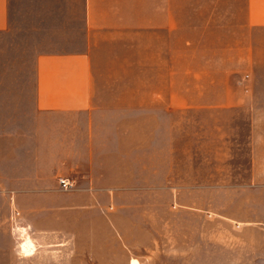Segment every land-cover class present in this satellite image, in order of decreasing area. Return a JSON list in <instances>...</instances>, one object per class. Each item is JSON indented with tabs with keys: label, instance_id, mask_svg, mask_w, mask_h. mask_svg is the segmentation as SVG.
<instances>
[{
	"label": "crops",
	"instance_id": "0c3cea01",
	"mask_svg": "<svg viewBox=\"0 0 264 264\" xmlns=\"http://www.w3.org/2000/svg\"><path fill=\"white\" fill-rule=\"evenodd\" d=\"M230 2L244 30L264 29V0ZM185 30L172 53L171 0H0V189L56 191L67 177L68 211L109 219L193 195L199 210L264 228V79L243 92L201 78L214 90L188 95ZM188 113L211 116L214 143L225 128L222 141L242 138L248 167L220 171L212 155L194 184L173 172L188 162Z\"/></svg>",
	"mask_w": 264,
	"mask_h": 264
},
{
	"label": "rangeland",
	"instance_id": "374dc122",
	"mask_svg": "<svg viewBox=\"0 0 264 264\" xmlns=\"http://www.w3.org/2000/svg\"><path fill=\"white\" fill-rule=\"evenodd\" d=\"M227 1L171 0L172 53L179 27L186 26L188 95L214 90L200 83L201 78L218 79L219 91L243 92L252 90L255 79H264V29L244 30L241 19L234 18L239 4ZM182 11L185 19L179 16ZM211 63L212 69L205 67ZM259 81L257 90L264 92V80ZM211 123L210 115L188 113V162L176 163L173 171L186 172L188 184L195 182V167L207 177L212 155L218 156L220 171L248 167L242 138L222 141L225 128L214 143ZM177 139L172 149L176 160L182 155ZM193 156L203 162L195 165ZM58 186L57 192L23 196L0 189V264H264V228L223 218L208 208L199 210L193 195L184 197L185 204L159 194L147 212L118 211L109 219L100 211H68L72 195ZM210 198L204 193L203 202L210 204ZM24 232L35 246L28 256L19 248Z\"/></svg>",
	"mask_w": 264,
	"mask_h": 264
},
{
	"label": "bare ground",
	"instance_id": "6f19581e",
	"mask_svg": "<svg viewBox=\"0 0 264 264\" xmlns=\"http://www.w3.org/2000/svg\"><path fill=\"white\" fill-rule=\"evenodd\" d=\"M20 249H21V252L24 253L25 256L31 255L33 253L35 246H34V243L29 236L25 237L24 242H22L20 245ZM135 262L136 261H134V263Z\"/></svg>",
	"mask_w": 264,
	"mask_h": 264
},
{
	"label": "built area",
	"instance_id": "2783aa9c",
	"mask_svg": "<svg viewBox=\"0 0 264 264\" xmlns=\"http://www.w3.org/2000/svg\"><path fill=\"white\" fill-rule=\"evenodd\" d=\"M58 180H59L61 188L64 190H71L75 186L74 181L70 178L60 177Z\"/></svg>",
	"mask_w": 264,
	"mask_h": 264
}]
</instances>
